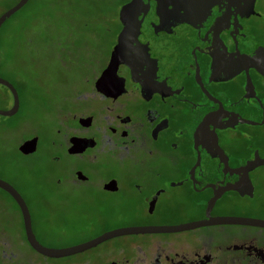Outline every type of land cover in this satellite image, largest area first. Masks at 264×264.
<instances>
[{
  "label": "flooded vegetation",
  "instance_id": "obj_1",
  "mask_svg": "<svg viewBox=\"0 0 264 264\" xmlns=\"http://www.w3.org/2000/svg\"><path fill=\"white\" fill-rule=\"evenodd\" d=\"M16 1L0 0V14ZM114 1L95 70L79 69L48 120L16 136L18 168L34 175L0 170L22 199L0 186V264H264V0ZM19 69L0 59L17 96L0 120H24L42 95ZM12 101L0 83V110ZM128 226L175 229L60 256L30 242L64 248Z\"/></svg>",
  "mask_w": 264,
  "mask_h": 264
},
{
  "label": "rangeland",
  "instance_id": "obj_2",
  "mask_svg": "<svg viewBox=\"0 0 264 264\" xmlns=\"http://www.w3.org/2000/svg\"><path fill=\"white\" fill-rule=\"evenodd\" d=\"M116 5L114 0H29L4 20L0 29V59L9 65H20L18 73L29 83L25 89H38L46 98L40 94L36 100L34 97L32 112L22 121L17 116L1 118L2 172L17 179L34 175L24 174L18 168L16 136L41 127L49 117L42 110L58 103L60 89H68L85 72L74 66L67 70L58 68L54 56L59 53L62 60H81L94 71L95 45L98 44L100 59L111 39L109 28L113 27ZM51 224H63L62 218L53 216Z\"/></svg>",
  "mask_w": 264,
  "mask_h": 264
},
{
  "label": "water",
  "instance_id": "obj_3",
  "mask_svg": "<svg viewBox=\"0 0 264 264\" xmlns=\"http://www.w3.org/2000/svg\"><path fill=\"white\" fill-rule=\"evenodd\" d=\"M26 0H18L16 1L12 6L8 7L7 9H5L1 14H0V23L6 18L8 17L11 13H13L14 11H16L18 8L21 7V5L25 2ZM130 3L124 4L120 7L119 9V15L121 16L122 13L125 11V9L127 8V6H129ZM123 36V30H121L118 33L117 36V42L116 44L112 47L111 49V59L113 58L114 55H116L118 53L119 50V45L121 42ZM242 59H244L243 57H241ZM245 61L249 62L251 65L255 64V59L253 57H249L248 59H244ZM0 83L6 85L12 92V96H13V101H12V105L8 108V109H3L0 110V114L3 115H10L12 114L16 107H17V96H16V92L13 88V86L11 85L10 82H8L6 79H3L0 77ZM27 143V141H24L21 145L20 148L23 147L25 144ZM0 186L4 187L9 193H11V195H13V197L19 201L22 202V199L20 198L19 194L6 182H4L3 180L0 179ZM22 208V214L23 217L25 218V220H28V214H27V210L25 208V206H21ZM232 217H222L219 218L220 221H239V222H249L253 219L251 218H237V219H231ZM182 226V225H181ZM180 227V226H177ZM172 230L175 229V226H170V227H150V226H128V227H121V228H115L109 231H105L102 232L100 234H98L97 236L88 239L84 242H81L77 245H73L70 247H64V248H51V247H44L42 245H40L39 243H37L34 239H30L31 245L39 252L46 254V255H50V256H60V255H64L70 252H74V251H78V250H82L88 246L93 245L94 243L107 238L109 236H113V235H117V234H121V233H127V232H143V231H156V230Z\"/></svg>",
  "mask_w": 264,
  "mask_h": 264
},
{
  "label": "trees",
  "instance_id": "obj_4",
  "mask_svg": "<svg viewBox=\"0 0 264 264\" xmlns=\"http://www.w3.org/2000/svg\"><path fill=\"white\" fill-rule=\"evenodd\" d=\"M87 58H88V55H87ZM67 59H68V61H67ZM67 59L62 60L60 58L59 53H56L54 56V63H56L55 65L58 66V68L60 66L61 68L65 69V70H67L68 67H73V66L78 68V69H83V70L88 68V65L85 64L84 62H82L81 60L76 61L72 57H69Z\"/></svg>",
  "mask_w": 264,
  "mask_h": 264
}]
</instances>
